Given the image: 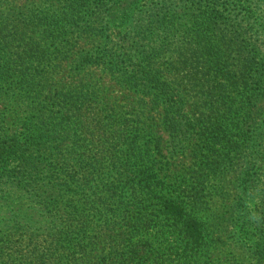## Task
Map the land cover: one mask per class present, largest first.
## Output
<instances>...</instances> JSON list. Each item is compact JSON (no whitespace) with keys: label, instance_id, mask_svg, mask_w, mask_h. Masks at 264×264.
<instances>
[{"label":"trees","instance_id":"16d2710c","mask_svg":"<svg viewBox=\"0 0 264 264\" xmlns=\"http://www.w3.org/2000/svg\"><path fill=\"white\" fill-rule=\"evenodd\" d=\"M45 1L54 10H34L29 21L31 32L41 29L48 40L81 22L101 25L105 38L111 29L127 27L117 33L118 49L98 48L104 50L96 61L121 74L132 62L147 61L133 64L128 81L151 87L161 97L162 127L133 130L117 119L108 130L100 121L93 125L80 117L75 135L81 136V144L69 148V117L54 111L67 95L42 86L48 69L34 74L30 70V64L45 61L48 53L31 36L10 41L0 30V86L16 80L20 93L46 99L43 112L32 120L16 128L0 125V264H231L213 260L214 240L206 221L209 175L186 181L175 171L173 155L187 151L199 159L201 169L221 164L226 156L247 160L231 206L234 243L264 261V124L254 120L252 98L249 106L237 90L246 72L255 86L251 93L264 95V55L257 44H250L244 55L237 52L236 76L229 70L235 42L208 31L223 20L241 34V16L251 30L249 37L264 45V0L201 4L195 22L197 43L175 61L179 66L199 64L204 76L220 80L216 92L221 99L206 108L208 115L189 116L183 112V89L162 80L152 64L158 54L147 48L154 29L165 30L173 22L151 20L142 10L131 13L139 0ZM14 42L21 53L10 61L5 56ZM234 118L244 121L232 124ZM164 135L173 146L171 155Z\"/></svg>","mask_w":264,"mask_h":264},{"label":"rangeland","instance_id":"374dc122","mask_svg":"<svg viewBox=\"0 0 264 264\" xmlns=\"http://www.w3.org/2000/svg\"><path fill=\"white\" fill-rule=\"evenodd\" d=\"M165 1L169 4L164 3ZM203 2L204 0H139L136 9L131 12L137 14L138 10H142V15L150 16L151 20L154 17L155 20L165 18L173 22L170 28L167 27L165 30L154 29L155 37L147 44V48H149L148 53L156 51L158 54V57L152 59V64L163 76L162 80L164 82L170 80L183 89L184 92L181 91L183 112L188 116L191 112H205V115H208L206 108L221 99L216 92L220 80L204 76L199 64L188 61L185 65L179 66L175 61L176 55L188 52L197 43L194 37L197 33L195 22L200 16L199 8ZM164 4L173 11H167ZM244 7L245 5L241 14L244 12ZM48 9L54 10L45 0H0V30L3 37L10 41L31 36L32 42L37 43L43 52L48 53V59L30 64V70L34 74L42 71L43 68L48 69L49 76L43 81L42 86L46 91L51 90V93L59 92V96L67 95L66 101L59 103L57 101L60 111L57 109L54 111L62 112L69 117L66 129L67 138L70 139L67 142L69 148L73 144H81V136L75 135L80 125V117L82 120L90 119L93 125L100 121L101 126L106 125L108 130L113 120L117 119L123 120L133 130L136 129L135 127L150 128L149 126L161 129V113L164 106L161 97L157 98L155 90L151 87L128 81L133 64L143 66L147 61L132 62L127 70H121L123 74L112 70L101 59L96 61L98 54L104 50L98 48H105L107 51L110 48L118 49V43L121 42L117 40L119 38L117 33L125 32L127 27L113 28L109 32V38H105L106 34L103 36L100 31L101 25L94 24L93 21L81 22L78 26L68 28L67 33L63 32L64 34L57 38L48 40L41 29L34 30L35 33L31 32L33 25L29 21L34 10ZM239 25L243 29L241 34H238L236 28L229 22L225 23L223 20L208 28L209 32L226 38V42H235L234 47L231 48L229 70L236 76L239 75L237 52L244 55L250 50V44H257L260 45V54L264 55V45L260 44L261 40L249 37L251 30L245 17L240 16ZM17 45L18 42H14L6 52L5 57H9L10 61L21 53ZM116 49L112 51L115 52ZM84 56L86 57L84 62L79 61ZM15 81L12 80L6 88L4 85L0 86L1 127L16 128L23 122L32 120L38 112H43L44 108L41 106L44 103L46 106V99L43 100V96L29 97L24 92L20 93L16 89ZM238 81L237 90L245 96L246 103H249V106L251 101L256 104L253 107L255 122L264 124V95L258 96L257 91L251 93L255 86L249 73L246 75L245 72ZM251 94L254 95L251 97ZM13 116L16 117L13 119ZM239 121L244 120L234 118L232 124H237ZM95 140L96 144L100 143L97 137ZM164 142L171 155L173 146L169 144L167 135H164ZM173 157H175L174 167L177 169L175 171L181 175L180 178L187 181L197 175H209L205 186V192L209 194L206 198V221L214 240L215 263L264 264V261L253 259V255L238 248L234 243L231 206L235 202L239 185L242 186L241 177L245 172L247 160L226 156L221 164L201 169L197 163L199 159L188 151L184 156L174 154ZM59 160L61 159L58 157L56 162ZM202 161L205 162L203 159ZM60 164L57 166L60 167Z\"/></svg>","mask_w":264,"mask_h":264}]
</instances>
